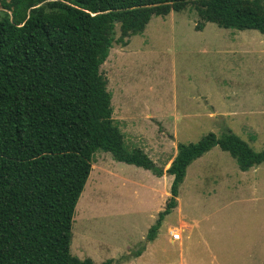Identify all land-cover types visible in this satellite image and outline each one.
Here are the masks:
<instances>
[{
  "label": "rangeland",
  "instance_id": "374dc122",
  "mask_svg": "<svg viewBox=\"0 0 264 264\" xmlns=\"http://www.w3.org/2000/svg\"><path fill=\"white\" fill-rule=\"evenodd\" d=\"M198 23L191 5L152 16L115 41L100 67L125 145L164 171L178 144L208 133L231 132L264 151V34L213 23L197 31ZM171 182L97 150L75 207L70 254L95 264H264V163L243 172L213 147L187 168L177 207L148 241ZM172 231L181 234L174 244Z\"/></svg>",
  "mask_w": 264,
  "mask_h": 264
},
{
  "label": "trees",
  "instance_id": "16d2710c",
  "mask_svg": "<svg viewBox=\"0 0 264 264\" xmlns=\"http://www.w3.org/2000/svg\"><path fill=\"white\" fill-rule=\"evenodd\" d=\"M188 5L200 19L197 31L213 23L264 34V0H0V264H95L74 258L70 244L97 150L158 178L172 176L148 241L177 207L187 168L213 147L243 172L264 163V151L239 136L208 133L178 144L164 171L142 150L127 148L114 125L100 67L115 41Z\"/></svg>",
  "mask_w": 264,
  "mask_h": 264
},
{
  "label": "built area",
  "instance_id": "2783aa9c",
  "mask_svg": "<svg viewBox=\"0 0 264 264\" xmlns=\"http://www.w3.org/2000/svg\"><path fill=\"white\" fill-rule=\"evenodd\" d=\"M171 240L172 241H180L181 240V234L179 231H172L171 232Z\"/></svg>",
  "mask_w": 264,
  "mask_h": 264
},
{
  "label": "crops",
  "instance_id": "0c3cea01",
  "mask_svg": "<svg viewBox=\"0 0 264 264\" xmlns=\"http://www.w3.org/2000/svg\"><path fill=\"white\" fill-rule=\"evenodd\" d=\"M141 150V149H140ZM144 152V151H143ZM170 163H172V160H171V162H169L168 163V166H166V168H168L169 167V165H170ZM156 177V176H155ZM164 177V176H163ZM163 177H160V178H158V177H156L157 179H163ZM172 244H174V241H170ZM122 261H125V260H122Z\"/></svg>",
  "mask_w": 264,
  "mask_h": 264
}]
</instances>
